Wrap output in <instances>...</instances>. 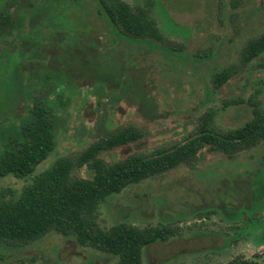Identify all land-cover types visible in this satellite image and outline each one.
<instances>
[{
	"label": "rangeland",
	"instance_id": "374dc122",
	"mask_svg": "<svg viewBox=\"0 0 264 264\" xmlns=\"http://www.w3.org/2000/svg\"><path fill=\"white\" fill-rule=\"evenodd\" d=\"M8 1V13L19 25L0 35V148L1 128L12 130L27 114L31 98L43 97L52 87L69 97L57 108L55 149L26 179L0 180L16 195L56 159L76 157L117 128L134 125L143 137L116 154L103 153L109 162L182 142L209 109L216 112V127L229 130L251 118L248 100L264 108V52L243 62L250 42L264 34V0H124L133 7L150 5L164 35L162 48L111 34L102 20L89 15L96 9L92 0L89 5L85 0ZM227 67L237 73L213 91L210 75ZM139 92L149 104H141ZM227 101L238 103L224 108ZM262 171L264 142L233 160L204 150L192 166L113 195L99 206L97 220L103 228L120 221L141 228L173 222L179 234L145 247L143 264H225L256 255L264 264L258 228L231 241L242 227L233 214L241 206L256 208L254 217L264 227V196L255 205L250 202V181ZM72 176L88 173L79 168ZM116 261L55 233L23 247H0V264Z\"/></svg>",
	"mask_w": 264,
	"mask_h": 264
},
{
	"label": "trees",
	"instance_id": "16d2710c",
	"mask_svg": "<svg viewBox=\"0 0 264 264\" xmlns=\"http://www.w3.org/2000/svg\"><path fill=\"white\" fill-rule=\"evenodd\" d=\"M92 1L96 9L94 12L90 9L89 15L102 20L107 31L134 42L148 41L161 47L164 35L151 16L150 5L133 7L124 0ZM11 4L8 0H0L1 36L3 30L11 33L19 25H14L8 13ZM85 4L89 5V0H85ZM263 52L264 34L250 42L243 52V62L248 63ZM236 73L237 70L227 67L210 75L212 90L220 89ZM51 89L43 97L31 98L30 93L27 114L12 125V130H9L11 126L1 128L5 132L0 148V180L7 177L26 179L55 149L57 108L64 107L63 98L69 97ZM138 96L141 104L150 100L145 99L141 92ZM237 103L227 101L223 107ZM247 104L251 107V118L233 129L216 127V112L209 109L199 115L195 131L187 134L182 142L157 148L150 154L135 153L109 162L102 157L103 153L116 154L114 150L138 142L143 137L138 127L126 125L92 142L76 157L56 159L50 169L34 176L18 195L11 188L0 186V247H23L55 233L72 238L81 247L115 257L116 264H143V249L176 237L178 227L168 222L141 228L120 221L103 228L97 220L99 206L131 185L181 166L194 165L201 151L221 154L233 160L241 153L257 148L264 142V108L255 100H248ZM79 168H84L88 177H73V170ZM250 186V202L255 205L264 196V171L252 178ZM256 213V208L246 206L233 213L234 218L242 220V227L231 241L258 228L260 236L256 242L264 244V227L261 226V218L254 217ZM259 259V255L251 259L236 257L225 264H260Z\"/></svg>",
	"mask_w": 264,
	"mask_h": 264
}]
</instances>
